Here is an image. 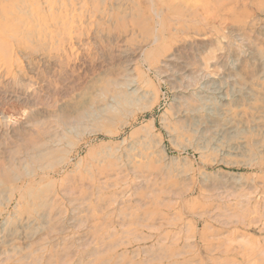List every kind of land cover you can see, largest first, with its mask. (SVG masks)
Returning a JSON list of instances; mask_svg holds the SVG:
<instances>
[{
	"label": "rangeland",
	"instance_id": "1",
	"mask_svg": "<svg viewBox=\"0 0 264 264\" xmlns=\"http://www.w3.org/2000/svg\"><path fill=\"white\" fill-rule=\"evenodd\" d=\"M0 264H264V0H0Z\"/></svg>",
	"mask_w": 264,
	"mask_h": 264
}]
</instances>
